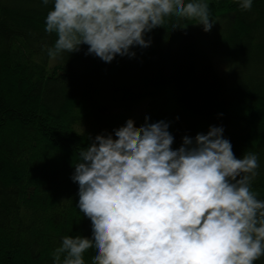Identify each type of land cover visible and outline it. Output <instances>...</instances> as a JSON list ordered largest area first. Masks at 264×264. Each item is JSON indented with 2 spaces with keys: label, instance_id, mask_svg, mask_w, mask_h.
<instances>
[{
  "label": "trees",
  "instance_id": "1",
  "mask_svg": "<svg viewBox=\"0 0 264 264\" xmlns=\"http://www.w3.org/2000/svg\"><path fill=\"white\" fill-rule=\"evenodd\" d=\"M51 8L40 0H0V264H52L62 236H90L70 176L78 149L115 129L80 116L98 102L108 107L171 90L173 106L163 105L149 123L168 122L173 148L185 135L222 126L237 158L258 155L252 188L264 199V0L248 10L236 0H209L212 38L198 36L195 20L170 19L146 34L148 47L110 62L86 55L83 44L50 57ZM92 254L84 253L85 264ZM254 264H264V256Z\"/></svg>",
  "mask_w": 264,
  "mask_h": 264
},
{
  "label": "clouds",
  "instance_id": "2",
  "mask_svg": "<svg viewBox=\"0 0 264 264\" xmlns=\"http://www.w3.org/2000/svg\"><path fill=\"white\" fill-rule=\"evenodd\" d=\"M248 10L253 0H236ZM52 8L46 46L57 58L80 50L110 62L151 44L146 34L171 20L209 31V0H40ZM177 25L172 24L171 28ZM131 119L79 148L70 179L90 236L64 235L52 264H254L264 256V199L252 188L258 155L237 158L222 126L183 136L173 148L165 120Z\"/></svg>",
  "mask_w": 264,
  "mask_h": 264
},
{
  "label": "rangeland",
  "instance_id": "3",
  "mask_svg": "<svg viewBox=\"0 0 264 264\" xmlns=\"http://www.w3.org/2000/svg\"><path fill=\"white\" fill-rule=\"evenodd\" d=\"M198 36L206 40L207 35L210 38L213 37V33L205 32L202 27L196 28ZM202 47L204 48V43L202 40H198ZM211 61L215 69L223 74L224 65L217 56L212 55ZM173 92L171 90H166L161 93L158 97L146 98L139 101H122L120 103H110L106 107L107 103L98 102L94 107L89 108L85 112L81 113V117H87L91 120L95 118H101L107 124L114 128L122 126L126 120L131 119L133 121V127L145 123V116L148 117V123L153 121L155 117L158 116L159 110L165 105L167 109L171 108L173 105L171 101L173 99Z\"/></svg>",
  "mask_w": 264,
  "mask_h": 264
}]
</instances>
